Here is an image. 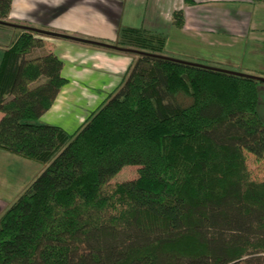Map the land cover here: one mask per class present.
Here are the masks:
<instances>
[{
    "label": "trees",
    "instance_id": "trees-1",
    "mask_svg": "<svg viewBox=\"0 0 264 264\" xmlns=\"http://www.w3.org/2000/svg\"><path fill=\"white\" fill-rule=\"evenodd\" d=\"M12 4L0 0V24ZM17 27L0 62V150L44 168L0 219V264H264L257 78L171 59L165 35L123 28L115 45L143 53L71 133L40 121L69 82L64 62L30 57L65 36ZM131 165L137 178L113 181Z\"/></svg>",
    "mask_w": 264,
    "mask_h": 264
},
{
    "label": "crops",
    "instance_id": "crops-1",
    "mask_svg": "<svg viewBox=\"0 0 264 264\" xmlns=\"http://www.w3.org/2000/svg\"><path fill=\"white\" fill-rule=\"evenodd\" d=\"M195 1L13 0L7 24H0V62L19 36L17 26L65 36L44 37L47 47L35 50L33 57L53 52L64 62L62 74L69 82L40 121L71 133L116 90L134 61V54L92 43L115 45L123 28L163 34L178 46V55L192 53L215 64L241 62L249 75L264 78V3ZM178 10L185 13L183 28L173 24ZM259 97L264 105V82Z\"/></svg>",
    "mask_w": 264,
    "mask_h": 264
},
{
    "label": "rangeland",
    "instance_id": "rangeland-1",
    "mask_svg": "<svg viewBox=\"0 0 264 264\" xmlns=\"http://www.w3.org/2000/svg\"><path fill=\"white\" fill-rule=\"evenodd\" d=\"M115 43H119V39ZM177 50H179V48L175 44V42L173 40H168L167 38L166 48L164 52L166 56L177 59H185L188 61H195L196 63H201L202 65H211L213 67H218L227 71L245 75H249V73L251 74V72H249L247 69H244V65L242 66L241 62L215 64L214 61L216 60H208L207 58H195V54L189 52L188 56H181L183 54L178 55L180 53H178ZM189 55L193 58H190ZM30 57H33V54ZM132 58L135 60L138 57L136 55H133ZM258 111L260 116L264 120V105L261 102H259ZM13 158L16 157L12 154L10 155L9 153H5L0 150V219L14 205V203L17 202L19 197L28 189L31 183L42 173V169L44 168L42 164L35 161H26V159H22L23 161H20V159L18 160ZM10 159L12 160L10 161ZM27 164H30L29 166L31 167H28ZM249 165L255 173H264V161L259 164L254 160V158L249 157ZM139 168V166L133 165L126 166L119 172V174L113 179V181L125 182L133 180L137 178Z\"/></svg>",
    "mask_w": 264,
    "mask_h": 264
},
{
    "label": "water",
    "instance_id": "water-1",
    "mask_svg": "<svg viewBox=\"0 0 264 264\" xmlns=\"http://www.w3.org/2000/svg\"><path fill=\"white\" fill-rule=\"evenodd\" d=\"M34 29H36V28H34ZM36 30H38V29H36ZM40 31H42V30H40ZM42 32H44V33H50V32H45V31H42ZM53 34V33H52ZM57 35V34H56ZM92 43H95V44H99V45H103V46H106V47H110V48H115V49H117V50H121V51H126V52H132V53H143V52H140V51H136V50H133V49H125V48H121V47H119V46H117V45H109V44H105V43H99V42H92ZM171 59H174V60H178V61H183V60H179V59H175V58H171ZM184 62V61H183ZM192 64H195V63H192ZM198 65H201V64H198ZM202 66H204V65H202ZM206 67H209V66H206ZM209 68H215V67H209ZM215 69H219V68H215ZM221 70H223V69H221ZM231 72V71H230ZM233 73H236V72H233ZM237 74H240V75H245V74H241V73H237ZM246 76H251V77H255V78H257L260 82H264V78H262V77H257V76H253V75H246Z\"/></svg>",
    "mask_w": 264,
    "mask_h": 264
}]
</instances>
